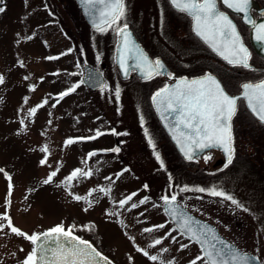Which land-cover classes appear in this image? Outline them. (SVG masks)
<instances>
[{
    "label": "rangeland",
    "instance_id": "rangeland-1",
    "mask_svg": "<svg viewBox=\"0 0 264 264\" xmlns=\"http://www.w3.org/2000/svg\"><path fill=\"white\" fill-rule=\"evenodd\" d=\"M49 5L53 12L62 13L56 1H49ZM0 7L5 9L0 13V76L4 78L0 84V169H3L0 172V215L10 217L15 227L28 234L61 223L66 229L75 225L77 236L92 239L119 264H192L193 261L204 264L197 259L203 255L195 243L177 232L164 238L170 230L169 224L152 233L143 232L146 227L166 223L160 206L153 205H158L156 199L161 203L163 195L173 193L172 188L169 189V184L173 183L169 179L172 170L167 165L166 170L160 169L154 153L145 146L144 128L153 139L155 130L141 125L139 111L142 107L138 99L134 94L125 95L124 87L110 75V45L114 37L61 36L53 31L54 24L40 0H0ZM49 56L58 59H46ZM85 62L98 68L106 63V83L111 90L119 85V101L110 90L90 91L80 84L75 92L56 102L60 92L80 81L81 66ZM44 100L47 103L38 107L34 115H29L30 109ZM114 128L127 133L118 135L124 141L123 156L104 151L116 147L113 134L109 133ZM98 129L107 134L65 146L68 138L92 136ZM45 146L47 153L41 151ZM93 151L97 155L89 159L88 153ZM45 158L47 164L41 165L40 161ZM202 166V162L198 165L180 163L178 199L197 215L214 222L220 232L241 249L259 254L264 264V243L254 238L257 233L262 240L264 238V227L260 228L264 226V211L256 208L262 204L253 197L237 194L241 186L236 185L231 172L226 175L220 170L209 174ZM76 168H91L94 175L70 185L62 183ZM57 169V176L45 185L43 181ZM123 169L129 171L117 179L116 174ZM157 173L158 178H154ZM109 176L112 181L105 179ZM145 182H151L147 189ZM185 185L190 189L215 186L230 195H239L250 206L249 212L242 213L241 228L235 225L234 205L207 193L181 192L180 188ZM100 187L111 191L107 196L93 193L89 197L92 207L87 212L83 210L88 207L85 201L73 199V195L88 196L90 189ZM250 187L254 189L253 184ZM134 192L137 195L132 201L120 208L119 200ZM144 196L150 198L148 203L130 208L131 203L138 204ZM108 212L118 215H107ZM0 223L7 225L8 221L0 220ZM86 225L93 227L89 230ZM172 236L176 237L175 242ZM157 238L162 239L160 245H154ZM181 244L188 246L182 249ZM32 248L27 239L12 233L8 227L0 231V264H23ZM140 248L158 259L150 260L138 250Z\"/></svg>",
    "mask_w": 264,
    "mask_h": 264
},
{
    "label": "snow or ice",
    "instance_id": "snow-or-ice-1",
    "mask_svg": "<svg viewBox=\"0 0 264 264\" xmlns=\"http://www.w3.org/2000/svg\"><path fill=\"white\" fill-rule=\"evenodd\" d=\"M85 15L92 22L93 29L96 32L106 33L112 30L117 36V57L116 63L121 74L127 78L132 71H138L145 80H152L159 76H165L175 80L174 84H165L164 87L158 89L151 97L152 103L160 116L161 122L171 135L172 139L179 146L182 155L188 160H194L199 153H203L206 149L219 148L226 155L227 168L233 162L235 153L234 138L232 135L231 120L237 112V102L241 99L247 102V106L251 113L264 123V79L259 82H246L241 85L242 92L240 95H230L221 81L211 72H206L197 78L179 77L167 70L166 65L159 57H151L136 42L133 33L129 29L126 22L127 5L126 0H80ZM171 7L177 12L186 14L191 17L192 31L200 40L206 44L213 53L221 60L233 67L244 69H252L250 64L251 53L245 46L243 38L238 30L237 24L227 11L221 10L220 5L226 6L228 9L236 13H242L244 21L252 26L254 39L258 42H264V23H257L248 15L250 0H168ZM100 6V7H98ZM4 8L0 7V13L4 12ZM32 39V37H28ZM69 52L72 49L68 50ZM63 53L62 55H66ZM48 60L58 59V57L49 56ZM99 59V56H97ZM102 73L98 69H94L88 75L89 81H95L97 87L101 91L110 90L119 101L121 96V88L115 86L114 90L109 89V85L104 82L101 77ZM4 82V78L0 76V84ZM86 83L80 80L69 89L58 94L57 103L65 96L75 92L80 84ZM47 100L42 104L33 107L29 111V115H34L38 107H43ZM119 111V109H118ZM141 125L145 123L143 115H140ZM23 123V121H21ZM114 135H127V133H118L115 129L109 130ZM148 144L154 150V157L159 162L160 169L166 170V165L157 149L156 142L149 134V130L144 128ZM107 133L96 131L95 135L88 137L68 138L65 146L72 145L77 141L95 140ZM41 151L47 153L48 148L45 146ZM114 153L120 151L119 147L110 150ZM97 152L88 153V158L95 157ZM205 162L212 159L210 155H204ZM41 165L47 164V158L40 161ZM58 169L52 171L43 181L45 185L50 184L53 178L57 176ZM129 169H123L121 173L116 174V178L127 172ZM3 172V169H0ZM94 175L91 168L85 170L76 168L65 178L62 183L70 185L72 182H79L83 179H89ZM11 180V177H7ZM112 181V177H105ZM171 180V177H169ZM12 185L9 184V189ZM147 189L148 185L145 184ZM172 184H169V189ZM190 190L200 193H207L213 197H221L230 201L231 204L239 208L243 205L234 197L222 190H218L215 186L211 188L198 187L190 189L188 186L180 188L181 192ZM111 189L92 188L88 192V196L73 195L75 201H85L88 207L83 210L87 212L92 207V201L89 197L95 192H101L105 196L109 194ZM72 195V193H69ZM137 193H131L125 198L119 200V207L123 208L132 201ZM179 193L173 192L165 194L160 199L162 205H153L154 207H163V210L170 220L165 224L154 225L143 229L144 233H152L156 229H163L167 223H174L175 227L166 233L164 238L171 236L172 232H179L180 235L186 236L189 240L200 244L203 256H198V260L204 261V264H249L250 260H258V257H249L247 253L241 254L238 250H234V246L223 241L216 235V230L204 225L202 228L196 227L195 217L187 210L186 205H181L178 201ZM202 199V197H200ZM148 196H144L139 203H131L130 208L135 209L139 205H144L149 201ZM244 211H249L243 208ZM107 215H118V213L108 212ZM143 215V213H141ZM0 220H7V225L0 223V231L8 227L10 231L18 236L24 237L32 245V251L27 255L23 264H111L107 257L103 256L90 242L74 235L75 225L69 226L67 229L63 223L58 224L44 232L28 234L21 229L15 227L11 218L7 215H0ZM119 223H123L119 221ZM89 230L93 225H86ZM175 242L176 237L172 236ZM217 242L223 245L217 248ZM162 239L154 240V245H160ZM187 244H181V248H186ZM144 256L152 261H156V255H150L143 248L138 249ZM167 251V249H165ZM195 264V261L192 262Z\"/></svg>",
    "mask_w": 264,
    "mask_h": 264
},
{
    "label": "flooded vegetation",
    "instance_id": "flooded-vegetation-1",
    "mask_svg": "<svg viewBox=\"0 0 264 264\" xmlns=\"http://www.w3.org/2000/svg\"><path fill=\"white\" fill-rule=\"evenodd\" d=\"M49 1L51 0H40V3L47 16L50 18V22L54 24L55 28L53 31H55V33L65 37L80 35H91L94 37L104 36L109 38L114 37V43L112 42L113 45L110 40L112 53L108 70L110 69V75L114 76V81L124 87L126 91L125 95L128 96L134 94L136 96V99H138L137 103L141 104L142 107V111H139V113L144 117V124L150 129L155 130L154 141L157 145L156 150L160 152L167 168L171 166L172 173L170 175L173 182L171 190L173 192L178 193L177 189L178 186H180V163L183 162L198 165L202 162L203 166L201 169L203 168L206 173L212 174L222 170L225 171L226 175L230 172V175H235L236 185L241 186V189H238L237 194H244V196L248 198L253 197V199L262 204L261 207L256 206V208L260 212L264 211V123H261L258 118L251 113L245 100L241 99L237 102V112L231 120L235 148L232 164L227 168L224 167L226 162H220L217 164L216 162L221 157V153L216 149H210L204 152L200 157L188 161L181 156L177 150L176 144L160 122L154 111L151 100L152 95L158 89L164 87L165 84L170 85L175 80L165 76H159L152 80H145L140 77L135 70L130 73L129 77H121L115 61L117 45L116 34L112 30H109L106 33L96 32L93 29V26L85 18V14L77 0H54L58 3L62 13L53 12L49 5ZM126 5V22L132 33L139 40L147 53L151 57H159L166 65L167 70L174 73L177 78H193L201 76L206 72H211L220 79L225 86L226 91L231 95L240 93L242 91L241 85L243 83H256L264 79V56L257 52L255 46V43L259 44L260 42L254 39L252 26L244 21L242 13H236L231 9H228L226 6H223L222 4L220 5L221 10L227 11L237 24L244 44L251 53V70L233 67L216 56V54L193 33V21L191 17L177 12L171 7L168 0H126ZM248 15L256 20L257 23H264V0H250ZM107 44L109 46V39H107ZM105 66L106 63L103 62L100 68L96 66L94 67L101 71L106 82L107 77L104 70ZM116 132L122 133L121 130H116ZM119 136L113 134V141L114 144H116V147L120 148L118 155L123 156L124 141L122 142ZM145 146L146 148L151 149L152 153H154V150L148 142H146ZM204 155H210L212 159L205 162L203 159ZM158 176L157 173V176L154 178H158ZM145 184L147 183L145 182ZM149 184L151 185V182L147 185L149 186ZM250 184L254 185V189H251ZM232 196L243 205V208L249 210L250 206H248L239 195L237 197L235 195ZM221 199L224 201L223 198ZM178 201L182 205H185L181 200L178 199ZM225 201L230 205H233L230 201ZM156 202L158 205H162V201L159 203V199H156ZM234 206L236 207L235 216L237 220L235 225L241 228L240 223L242 222V213L249 211H244L243 208H239L236 205ZM160 208L162 210V207ZM187 209L189 208L187 207ZM189 210L192 211L191 209ZM164 216L166 218L164 219V222L170 220L165 214ZM202 218L209 221L205 217ZM209 222L215 224L212 221ZM167 224H169V229L175 227L174 223ZM263 227V225H260V228ZM241 230L244 232V229ZM177 233L179 234V232ZM182 237L195 243L189 240L186 236ZM254 238L261 243H264V238L262 240L260 234H255ZM86 240L90 241L100 253L113 260L111 258L112 256L102 250L92 241V239ZM253 254L258 257L261 264H263L262 257L254 252ZM114 262L119 264L116 261Z\"/></svg>",
    "mask_w": 264,
    "mask_h": 264
},
{
    "label": "water",
    "instance_id": "water-1",
    "mask_svg": "<svg viewBox=\"0 0 264 264\" xmlns=\"http://www.w3.org/2000/svg\"><path fill=\"white\" fill-rule=\"evenodd\" d=\"M78 1V3H79V5L81 6V8H82V10H83V6H82V4H81V2H80V0H77ZM83 12H84V10H83ZM85 14V13H84ZM85 18L87 19V21L92 25V22H91V19L87 16V15H85ZM130 29V28H129ZM131 31V30H130ZM132 32V31H131ZM133 37H134V39L136 40V42L141 46V48L143 49V50H145L144 49V47L141 45V43L139 42V40L135 37V35L133 34ZM255 46H256V48H257V52L259 53V54H261V55H263L264 56V42H260L259 44H256L255 43ZM146 51V50H145ZM147 52V51H146ZM117 55H118V53H117V45H116V54H115V61H116V57H117ZM117 64V63H116ZM117 68H118V70H119V73H120V75H121V77H124L122 74H121V71H120V69H119V67H118V65H117ZM94 69H97L96 67H94V66H92L91 64H89V63H84L83 65H82V73H81V80H85L86 81V83H84L89 89H91V90H97V89H100L99 87H97V85H96V82L95 81H89L88 80V75H89V73L90 72H92ZM99 70V69H98ZM100 71V70H99ZM101 72V71H100ZM136 73L141 77V75H140V73L138 72V71H136ZM202 76V75H201ZM197 77H200V76H197ZM197 77H193V78H197ZM218 78V77H217ZM101 79L105 82V79H104V77H103V75H102V77H101ZM219 79V78H218ZM220 80V79H219ZM175 83V81L173 82V83H171V84H174ZM222 83V82H221ZM170 84V85H171ZM226 90V89H225ZM242 92V91H241ZM241 92L240 93H238V94H235V95H240L241 94ZM230 94V93H229ZM231 95V94H230ZM153 104V103H152ZM153 108H154V111H155V113H156V115H157V117L159 118V120H160V122H161V119H160V116H159V114L157 113V111H156V108H155V106L153 105ZM162 123V122H161ZM162 125L164 126V124L162 123ZM164 128H165V126H164ZM165 130L167 131V129L165 128ZM167 133L169 134V132L167 131ZM169 136L171 137V135L169 134ZM171 139H172V137H171ZM173 140V139H172ZM174 141V140H173ZM174 143L176 144V142L174 141ZM176 146H177V150L179 151V153L181 154V156L183 157V158H185L183 155H182V153H181V151H180V149H179V146L176 144ZM212 149H216V150H218L220 153H221V157L217 160V164L218 163H220V162H226V155H225V153L221 150V149H219V148H212ZM208 150H210V149H206L204 152H206V151H208ZM203 152V153H204ZM203 153H199L198 155H197V157L196 158H198V157H200ZM186 159V158H185ZM180 203V202H179ZM181 204V203H180ZM182 205V204H181ZM163 208V207H162ZM190 213H191V215L193 216V217H195V221H196V227H198V228H202V227H204V225H207V226H209L210 228H214L215 230H216V235L219 237V238H221L223 241H225V242H227V243H230V244H232L233 246H234V250H238L241 254H243V253H247L248 254V256L249 257H256L255 255H253L252 253H249V252H247V251H243V250H241L236 244H234L232 241H230L229 239H227L225 236H223L221 233H220V231H219V229H218V227L216 226V225H214L213 223H211V222H209V221H207V220H205V219H203V218H201V217H199V216H197L196 214H194L193 212H191L189 209H187ZM164 211V210H163ZM165 213V212H164ZM167 216V215H166ZM169 217V216H168ZM170 218V217H169ZM175 225V224H174ZM44 231H46V230H44ZM44 231H41V232H44ZM75 236H77L76 234H74ZM79 237V236H78ZM81 239H83V238H81ZM83 240H85V239H83ZM86 241H88V240H86ZM89 242V241H88ZM91 243V242H90ZM198 244V243H197ZM91 245L93 246V247H95L92 243H91ZM198 246L200 247V249H201V246H200V244H198ZM223 247V245L222 244H220L219 242H217V248L219 249V248H222ZM96 248V247H95ZM97 249V248H96ZM98 251V250H97ZM202 251V250H201ZM203 253V252H202ZM103 255V254H102ZM103 256H105V255H103ZM105 257H107V256H105ZM108 258V257H107ZM108 260L109 261H111V264H116L115 262H113L110 258H108ZM249 264H261L260 263V261L259 260H250L249 261Z\"/></svg>",
    "mask_w": 264,
    "mask_h": 264
}]
</instances>
